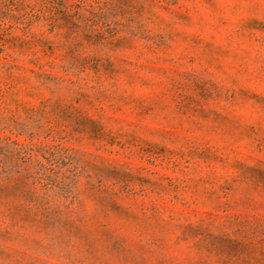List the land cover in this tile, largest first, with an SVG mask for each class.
<instances>
[{"label":"rangeland","instance_id":"obj_1","mask_svg":"<svg viewBox=\"0 0 264 264\" xmlns=\"http://www.w3.org/2000/svg\"><path fill=\"white\" fill-rule=\"evenodd\" d=\"M0 264H264V0H0Z\"/></svg>","mask_w":264,"mask_h":264}]
</instances>
